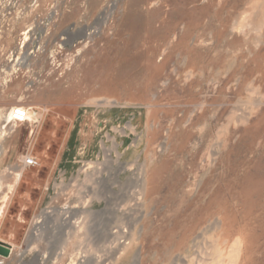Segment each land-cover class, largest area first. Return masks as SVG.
I'll return each mask as SVG.
<instances>
[{"label":"rangeland","instance_id":"rangeland-1","mask_svg":"<svg viewBox=\"0 0 264 264\" xmlns=\"http://www.w3.org/2000/svg\"><path fill=\"white\" fill-rule=\"evenodd\" d=\"M113 1L0 0V264H264V0Z\"/></svg>","mask_w":264,"mask_h":264},{"label":"bare ground","instance_id":"bare-ground-1","mask_svg":"<svg viewBox=\"0 0 264 264\" xmlns=\"http://www.w3.org/2000/svg\"><path fill=\"white\" fill-rule=\"evenodd\" d=\"M262 2V1H261ZM116 5H117V0H114L112 3H111V5H110V7H109V9H108V11L107 12H102L98 17H97V22L98 23H105V18H106V15H108V14H111L112 15V11L115 9V7H116ZM110 16V15H109ZM51 17H53V13L51 14ZM108 20V19H107ZM255 25V27H256V30H257V32H261V30H262V28H263V26H264V2H262V6H261V13H260V17H259V20H257V22L254 24ZM241 26V25H240ZM243 26V25H242ZM249 28V27H248ZM89 34L91 33V32H88ZM88 33H86V34H88ZM93 33V32H92ZM91 33V34H92ZM84 37H85V34H84ZM27 34L25 33L24 34V39H23V43L22 44H24L26 41H27ZM26 59H25V57L23 56V58H19V57H17L16 58V61L18 62V63H20V64H22V63H24V61H25ZM29 114H30V111H29V109H28V118H27V121H29V120H31L30 119V117H29ZM247 117V115L246 114H240V118H241V120H244L245 118ZM23 167H24V165H23ZM25 168V167H24ZM210 248H211V245H210ZM209 249V248H208ZM212 249V248H211ZM201 251V250H200ZM199 253H201V252H199ZM232 253V252H231ZM231 253H229V254H231ZM206 254V253H205ZM196 255V254H195ZM202 255V254H201ZM204 255V254H203ZM232 255H234V254H232ZM199 256V255H198ZM197 256V257H198ZM190 257V256H189ZM189 257H187V258H189ZM192 257V256H191ZM185 258H186V256H185ZM184 258V259H185ZM183 259V260H184ZM193 259V258H192ZM195 259V258H194ZM196 261H195V263L194 264H211L213 261H215V257L212 255V254H207V255H205V257H203L202 256V258L201 257H198V259H195ZM182 261V260H181ZM190 261V260H189ZM192 261V260H191ZM190 261V262H191ZM187 262V261H186ZM185 262V263H186ZM182 264V263H181ZM184 264V263H183ZM187 264V263H186ZM191 264V263H190ZM213 264V263H212Z\"/></svg>","mask_w":264,"mask_h":264},{"label":"built area","instance_id":"built-area-1","mask_svg":"<svg viewBox=\"0 0 264 264\" xmlns=\"http://www.w3.org/2000/svg\"><path fill=\"white\" fill-rule=\"evenodd\" d=\"M8 121L11 124H21L27 122L28 109L22 106H15L9 111ZM23 165L26 168L34 167L37 165V160L31 152H27L23 156Z\"/></svg>","mask_w":264,"mask_h":264},{"label":"water","instance_id":"water-1","mask_svg":"<svg viewBox=\"0 0 264 264\" xmlns=\"http://www.w3.org/2000/svg\"><path fill=\"white\" fill-rule=\"evenodd\" d=\"M0 253L7 254L8 253V248L0 245Z\"/></svg>","mask_w":264,"mask_h":264}]
</instances>
